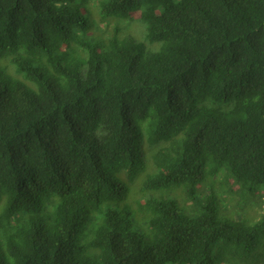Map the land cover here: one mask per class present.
Listing matches in <instances>:
<instances>
[{
	"label": "trees",
	"instance_id": "obj_1",
	"mask_svg": "<svg viewBox=\"0 0 264 264\" xmlns=\"http://www.w3.org/2000/svg\"><path fill=\"white\" fill-rule=\"evenodd\" d=\"M0 264H264V0H0Z\"/></svg>",
	"mask_w": 264,
	"mask_h": 264
},
{
	"label": "rangeland",
	"instance_id": "obj_2",
	"mask_svg": "<svg viewBox=\"0 0 264 264\" xmlns=\"http://www.w3.org/2000/svg\"><path fill=\"white\" fill-rule=\"evenodd\" d=\"M120 24L122 27L121 31L126 30L125 32H128L131 36H133L137 39L142 38V33L139 31V29L135 25H131V26L127 27L129 24H127L124 21H121ZM123 37H125V36H123ZM114 39L120 40V39H122V37L117 35V37ZM170 198L174 199L175 205L177 206V208L179 210L188 211V212L190 211L189 209H191V204H192L190 201H186L185 199L178 200L175 196H173V197L170 196ZM253 211H255V209H253V207L248 210V212L250 214L254 213ZM253 216H258V215L253 214Z\"/></svg>",
	"mask_w": 264,
	"mask_h": 264
}]
</instances>
